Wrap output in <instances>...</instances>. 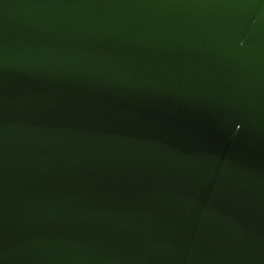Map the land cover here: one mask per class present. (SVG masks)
<instances>
[{
    "label": "water",
    "instance_id": "obj_1",
    "mask_svg": "<svg viewBox=\"0 0 264 264\" xmlns=\"http://www.w3.org/2000/svg\"><path fill=\"white\" fill-rule=\"evenodd\" d=\"M0 264H264V0H0Z\"/></svg>",
    "mask_w": 264,
    "mask_h": 264
}]
</instances>
